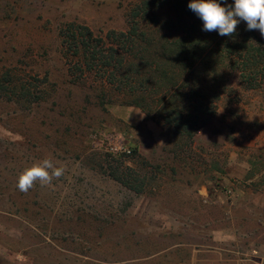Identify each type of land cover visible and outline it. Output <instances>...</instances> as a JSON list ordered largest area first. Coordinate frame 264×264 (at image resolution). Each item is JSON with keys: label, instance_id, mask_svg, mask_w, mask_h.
<instances>
[{"label": "rangeland", "instance_id": "374dc122", "mask_svg": "<svg viewBox=\"0 0 264 264\" xmlns=\"http://www.w3.org/2000/svg\"><path fill=\"white\" fill-rule=\"evenodd\" d=\"M144 1L0 0V264H264V85L220 67L217 115L186 147L69 75L61 28L125 32ZM184 1L160 15L179 19ZM44 159L63 175L21 192Z\"/></svg>", "mask_w": 264, "mask_h": 264}, {"label": "trees", "instance_id": "16d2710c", "mask_svg": "<svg viewBox=\"0 0 264 264\" xmlns=\"http://www.w3.org/2000/svg\"><path fill=\"white\" fill-rule=\"evenodd\" d=\"M161 1L145 0L125 32L104 35L79 23L65 25L60 30L63 57L73 82H98L105 89L102 100L110 94L123 105L140 107L172 132L177 145L187 147L217 115L220 94L208 85L216 84L213 75L220 67L237 71L249 89L264 85V38L247 30L243 20L232 36L204 31L203 21L188 8L191 0L178 10L179 19H166L160 15ZM227 2L222 5L234 6V0ZM29 93L24 86L13 92L19 100ZM118 181L141 192L125 178Z\"/></svg>", "mask_w": 264, "mask_h": 264}, {"label": "clouds", "instance_id": "9594fccd", "mask_svg": "<svg viewBox=\"0 0 264 264\" xmlns=\"http://www.w3.org/2000/svg\"><path fill=\"white\" fill-rule=\"evenodd\" d=\"M188 8L203 21L204 31L232 36L243 20L247 23V30L258 29L264 36V0H234V6L222 5L219 0H191ZM63 171L51 159H44L21 173L17 187L26 193L37 180L41 186L49 185L53 178H60Z\"/></svg>", "mask_w": 264, "mask_h": 264}, {"label": "built area", "instance_id": "2783aa9c", "mask_svg": "<svg viewBox=\"0 0 264 264\" xmlns=\"http://www.w3.org/2000/svg\"><path fill=\"white\" fill-rule=\"evenodd\" d=\"M112 152L115 153V154L120 153L119 150H118L117 148H116V149H113Z\"/></svg>", "mask_w": 264, "mask_h": 264}]
</instances>
